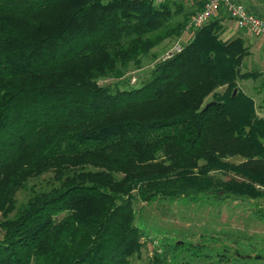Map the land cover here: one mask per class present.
<instances>
[{"label":"trees","instance_id":"obj_1","mask_svg":"<svg viewBox=\"0 0 264 264\" xmlns=\"http://www.w3.org/2000/svg\"><path fill=\"white\" fill-rule=\"evenodd\" d=\"M203 3L0 0V264H131L136 199L264 197V117L237 83L260 72L218 18L185 30Z\"/></svg>","mask_w":264,"mask_h":264},{"label":"rangeland","instance_id":"obj_2","mask_svg":"<svg viewBox=\"0 0 264 264\" xmlns=\"http://www.w3.org/2000/svg\"><path fill=\"white\" fill-rule=\"evenodd\" d=\"M182 4L188 10L194 6L193 2ZM175 19L181 20L182 15ZM180 40L165 39L154 47L156 60ZM252 59L245 57L241 69H255ZM153 62L145 57L141 67H130L125 75L129 83L137 84L145 78ZM113 80L107 78L100 83ZM237 83L247 94L252 92L251 80ZM240 159L236 156L228 160L236 163ZM210 174L221 180L239 179L231 171L212 170ZM46 177L29 180L27 187L16 193L17 202L24 201L31 185H42ZM133 208L143 235L139 253L131 258V264H157L155 254L163 255L171 264H264V197L216 198L205 194L190 199L158 197L149 203L136 199Z\"/></svg>","mask_w":264,"mask_h":264},{"label":"built area","instance_id":"obj_3","mask_svg":"<svg viewBox=\"0 0 264 264\" xmlns=\"http://www.w3.org/2000/svg\"><path fill=\"white\" fill-rule=\"evenodd\" d=\"M153 5H158L164 2H193L196 0H146ZM223 11L233 22L237 29L243 30L244 33L252 36L262 37L264 40V20L251 12L239 0H204L202 7L193 13L187 21L185 30L192 32L201 27L211 18L215 17L218 12ZM181 48L180 43L176 42L165 56H169L172 52H177ZM264 117V107L259 111Z\"/></svg>","mask_w":264,"mask_h":264},{"label":"crops","instance_id":"obj_4","mask_svg":"<svg viewBox=\"0 0 264 264\" xmlns=\"http://www.w3.org/2000/svg\"><path fill=\"white\" fill-rule=\"evenodd\" d=\"M239 2L264 20V0H239ZM215 17L220 20L222 25L220 32V38L222 40H228L240 36L249 47V56L253 57L252 60L254 64H256L254 68L258 69L260 72V75L256 80H251L252 92L249 95L255 102L256 112L261 115L259 111L264 107V40L262 37L252 36L244 33L243 30L237 29L233 20H231L222 10L218 12Z\"/></svg>","mask_w":264,"mask_h":264},{"label":"water","instance_id":"obj_5","mask_svg":"<svg viewBox=\"0 0 264 264\" xmlns=\"http://www.w3.org/2000/svg\"><path fill=\"white\" fill-rule=\"evenodd\" d=\"M235 91H236V90L233 91L232 95H234ZM208 104H209V103H207L206 106H207ZM259 141H260L261 143H264V138H261V137H260V138H259Z\"/></svg>","mask_w":264,"mask_h":264}]
</instances>
